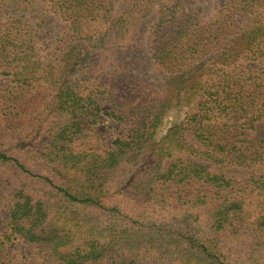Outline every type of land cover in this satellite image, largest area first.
I'll use <instances>...</instances> for the list:
<instances>
[{"label": "trees", "instance_id": "obj_1", "mask_svg": "<svg viewBox=\"0 0 264 264\" xmlns=\"http://www.w3.org/2000/svg\"><path fill=\"white\" fill-rule=\"evenodd\" d=\"M202 1L0 0V264H264V0Z\"/></svg>", "mask_w": 264, "mask_h": 264}, {"label": "rangeland", "instance_id": "obj_2", "mask_svg": "<svg viewBox=\"0 0 264 264\" xmlns=\"http://www.w3.org/2000/svg\"><path fill=\"white\" fill-rule=\"evenodd\" d=\"M200 8L201 17L204 21L213 18L218 10V0H204L197 3L194 7ZM156 18L154 14L153 19ZM69 29V24L63 22L59 18L53 19V31L54 35L61 38ZM11 85V78L0 77V87L5 88ZM173 111V110H172ZM172 113V112H171ZM181 113L176 111L169 116L174 119L179 118ZM183 116H181L182 118ZM170 124V120L167 119L166 126ZM127 127L121 126L117 122L108 118H102L101 124H99L94 132L97 137V146L103 149H109L112 146V142L118 136H124ZM253 138L256 140H264V121L257 124L253 133ZM12 207V197L10 189L5 186L1 189L0 196V232L3 231V223L9 216L10 209ZM8 252L14 257L15 262L18 264H42V260L38 256L37 248L32 244H27L20 239L13 240L8 245ZM105 264H111L106 262Z\"/></svg>", "mask_w": 264, "mask_h": 264}]
</instances>
